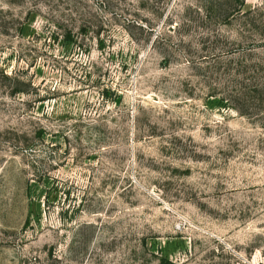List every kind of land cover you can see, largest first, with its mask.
Listing matches in <instances>:
<instances>
[{"label":"rangeland","instance_id":"rangeland-1","mask_svg":"<svg viewBox=\"0 0 264 264\" xmlns=\"http://www.w3.org/2000/svg\"><path fill=\"white\" fill-rule=\"evenodd\" d=\"M0 264H264V0H0Z\"/></svg>","mask_w":264,"mask_h":264}]
</instances>
